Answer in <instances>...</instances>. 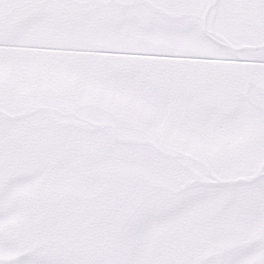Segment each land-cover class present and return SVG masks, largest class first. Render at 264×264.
I'll list each match as a JSON object with an SVG mask.
<instances>
[{
	"label": "snow or ice",
	"instance_id": "obj_1",
	"mask_svg": "<svg viewBox=\"0 0 264 264\" xmlns=\"http://www.w3.org/2000/svg\"><path fill=\"white\" fill-rule=\"evenodd\" d=\"M0 264H264V0H0Z\"/></svg>",
	"mask_w": 264,
	"mask_h": 264
}]
</instances>
